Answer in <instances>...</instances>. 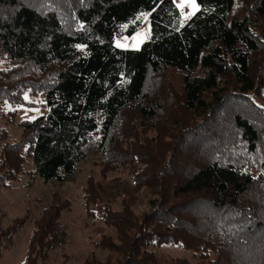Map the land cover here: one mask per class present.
Listing matches in <instances>:
<instances>
[{
  "label": "trees",
  "instance_id": "16d2710c",
  "mask_svg": "<svg viewBox=\"0 0 264 264\" xmlns=\"http://www.w3.org/2000/svg\"><path fill=\"white\" fill-rule=\"evenodd\" d=\"M194 1L182 23L173 0H0V117L32 106L25 94L44 93L49 109L20 122L14 142L0 132V189L24 173L69 182L92 152L102 175L127 171L136 193L153 191L138 216L101 202L87 179L85 215L111 234L92 242L104 259L90 252L83 264H165L162 245L191 252L192 264H264V0ZM145 15L149 38L115 47ZM70 210L52 197L21 264L64 248ZM27 220L0 228V243Z\"/></svg>",
  "mask_w": 264,
  "mask_h": 264
},
{
  "label": "rangeland",
  "instance_id": "374dc122",
  "mask_svg": "<svg viewBox=\"0 0 264 264\" xmlns=\"http://www.w3.org/2000/svg\"><path fill=\"white\" fill-rule=\"evenodd\" d=\"M173 1L180 11L182 23L198 10L194 0ZM149 34V22L145 15L140 29L132 37L115 39L114 46L124 50H136L149 38ZM7 66L5 61H0V68ZM173 83L177 86L175 78ZM23 98L32 106L14 108L6 106L5 111L16 110V115L9 123H7V119L0 117V132L6 130L10 142L18 140L20 122L41 116L45 117L49 112L48 107L44 104V93L36 96L25 94ZM259 103L264 105V99L259 100ZM150 134L148 135L150 136ZM96 140H98V134L93 135V142ZM100 162L101 157L90 152L87 160L78 165L74 178L69 182L45 184L41 179H32L24 173L9 188L0 189L1 230L11 226L15 219L28 215V220L17 233L10 240L0 243V264H21L23 262L28 240L33 230V222L54 195L61 200H68L71 204V210L63 212L60 217V223L66 226L69 241L63 249L52 253L47 264H83L90 252H93L98 260L104 259L106 253L95 249L92 242L98 241L100 234L110 235L111 230L102 224L92 225L91 219L85 215L82 195L87 179L91 178L99 184L102 193L101 202L110 205L115 210H120L124 201L138 216L147 211L149 201L154 198V195L153 191L149 189H142L136 193L127 171L118 170L102 175ZM30 170H33V165L30 160L26 159L24 171ZM155 253L158 260L165 264H171L175 260H186L191 264L196 261L191 252L174 245H162L155 249Z\"/></svg>",
  "mask_w": 264,
  "mask_h": 264
}]
</instances>
